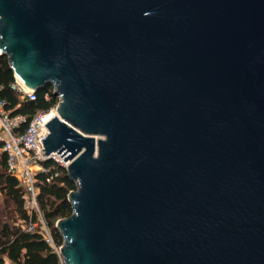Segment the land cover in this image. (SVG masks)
Segmentation results:
<instances>
[{
    "label": "water",
    "instance_id": "obj_1",
    "mask_svg": "<svg viewBox=\"0 0 264 264\" xmlns=\"http://www.w3.org/2000/svg\"><path fill=\"white\" fill-rule=\"evenodd\" d=\"M0 54L60 99L64 264H264V0H0Z\"/></svg>",
    "mask_w": 264,
    "mask_h": 264
},
{
    "label": "trees",
    "instance_id": "obj_2",
    "mask_svg": "<svg viewBox=\"0 0 264 264\" xmlns=\"http://www.w3.org/2000/svg\"><path fill=\"white\" fill-rule=\"evenodd\" d=\"M15 83L9 58L0 54V102H4L5 109L12 117L26 118V122L17 130V133H22L40 111L56 107L60 99L54 95V87L48 85L36 92V100H22V94L13 88ZM2 148L3 142L0 141V264H64L61 254L47 243L40 232H28L18 224L28 221L24 208L26 189L10 172L8 158ZM42 165L46 172L41 171L36 175L39 204L52 232L55 247L60 250L64 239L56 224L73 214L69 195L77 190V183L60 163L49 160Z\"/></svg>",
    "mask_w": 264,
    "mask_h": 264
},
{
    "label": "built area",
    "instance_id": "obj_3",
    "mask_svg": "<svg viewBox=\"0 0 264 264\" xmlns=\"http://www.w3.org/2000/svg\"><path fill=\"white\" fill-rule=\"evenodd\" d=\"M13 88L22 94V100H36L35 91H26L23 85L16 79ZM48 99V94L46 95ZM57 107L47 111H40L30 122L28 128L17 133V130L26 122L24 116H11L5 109L4 102H0V141L3 142L2 151L7 155L10 172L25 187L24 208L28 214V221L18 224L28 232H40L44 239L60 254L55 247L52 232L45 220L39 204V189L36 175L46 172L42 163L54 160L67 167L57 155L47 157L44 153L43 139L48 135L47 123L58 115ZM56 113V116H54ZM50 182V179H48Z\"/></svg>",
    "mask_w": 264,
    "mask_h": 264
},
{
    "label": "bare ground",
    "instance_id": "obj_4",
    "mask_svg": "<svg viewBox=\"0 0 264 264\" xmlns=\"http://www.w3.org/2000/svg\"><path fill=\"white\" fill-rule=\"evenodd\" d=\"M23 85V84H22ZM23 87L25 88L26 91H30L31 89H29L28 87H26L25 85H23ZM54 116H56V113H54Z\"/></svg>",
    "mask_w": 264,
    "mask_h": 264
},
{
    "label": "rangeland",
    "instance_id": "obj_5",
    "mask_svg": "<svg viewBox=\"0 0 264 264\" xmlns=\"http://www.w3.org/2000/svg\"><path fill=\"white\" fill-rule=\"evenodd\" d=\"M0 199L2 200V196H1V193H0Z\"/></svg>",
    "mask_w": 264,
    "mask_h": 264
}]
</instances>
